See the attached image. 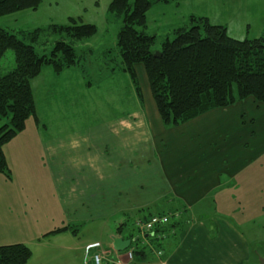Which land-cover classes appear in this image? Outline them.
I'll list each match as a JSON object with an SVG mask.
<instances>
[{
	"label": "crops",
	"instance_id": "0c3cea01",
	"mask_svg": "<svg viewBox=\"0 0 264 264\" xmlns=\"http://www.w3.org/2000/svg\"><path fill=\"white\" fill-rule=\"evenodd\" d=\"M135 71L143 101L135 87L123 90L117 112L38 137L42 151L37 160L29 156L17 169L5 151L12 141L5 145L9 172L0 178V246L29 247V264H86L92 256L89 246L101 244L83 232L90 226L111 236L109 244H101L108 252L103 264H257L254 245L239 225L223 215L206 221L197 214L226 198L233 186L238 192L252 190L245 184L247 174L256 173L252 188L257 185L260 172L252 166L264 158V103L247 98L168 129L145 67L138 64ZM83 84L90 87L61 90L66 101L82 105L88 102L87 91L92 106L103 107L106 90ZM174 212H180L181 219L172 226L145 237L138 233L144 255L135 254L133 244L114 252V237L135 236L124 229L128 220L137 224L151 214Z\"/></svg>",
	"mask_w": 264,
	"mask_h": 264
},
{
	"label": "trees",
	"instance_id": "16d2710c",
	"mask_svg": "<svg viewBox=\"0 0 264 264\" xmlns=\"http://www.w3.org/2000/svg\"><path fill=\"white\" fill-rule=\"evenodd\" d=\"M160 3H169V0H135L133 7L129 0H114L109 13L123 21L117 39L121 70L130 76L137 96L143 101L135 66L145 67L166 128L179 127L247 98L264 103V31L258 39L239 41L229 37L225 26L214 25L208 18L192 17L191 26L175 30L174 40H167L160 56L155 57L156 39L147 32L146 17ZM40 4L41 0H0V18L37 10ZM44 32L35 30L16 36L0 27V61L9 50L15 57V67L0 75L2 174L9 172L4 146L25 130L30 117L38 122L32 81L46 66H53L57 72L77 67L80 58L76 47L95 37L97 28L70 19L68 25H55ZM48 35L57 39L50 54L41 55L37 47L45 52L50 45ZM141 242V238L135 242L136 249H142L135 254L144 255ZM31 258V249L23 244L0 246V264H29Z\"/></svg>",
	"mask_w": 264,
	"mask_h": 264
},
{
	"label": "rangeland",
	"instance_id": "374dc122",
	"mask_svg": "<svg viewBox=\"0 0 264 264\" xmlns=\"http://www.w3.org/2000/svg\"><path fill=\"white\" fill-rule=\"evenodd\" d=\"M113 1L41 0L37 10H24L0 18V27L16 36L35 30L49 31L50 27L55 25L65 26L69 24L70 19L97 28V35L91 38L86 46L80 44L76 47L80 58L77 67L57 72L53 66H46L39 77L32 81L36 114L42 122L39 123L35 117H30L25 130L5 148L13 168L22 167L23 159L27 161L31 158L29 156L33 155V159L37 160V156L42 151L38 137L45 138L53 133H63L74 125H79L80 122L87 123L88 120L98 122L101 117L103 118V114L104 117L110 116L113 112H117L116 105L123 104V90L133 89L130 76L121 70L122 59L117 39L123 21L109 13ZM178 1L169 0V3L157 4L147 13V32L156 39L154 52L161 51L167 40H174L175 30L190 27L192 17H209L212 24L228 25L229 37L239 41L258 39L263 34L264 0H187L183 3ZM129 2L133 7L135 0ZM48 38L51 36L48 35ZM56 39L55 36L50 39V45L46 46L45 52L40 47H37V51L41 55L50 54ZM14 67V53L9 50L0 61V75L11 71ZM113 73L115 76L109 77ZM75 81L77 85L72 87ZM83 81L95 85L94 90H106L103 107H93L91 95L87 91L88 102L82 105L76 106L66 101V93L63 96L61 90H87L86 88L90 86H85ZM108 92L111 96H108ZM99 94H102V91ZM63 100L64 103L59 105ZM43 124H46L47 128ZM21 150L26 151V156L21 155ZM35 163L37 167L40 166L36 161ZM252 168L260 172L257 175V185L255 183L253 188V178L256 173L245 176L248 179L245 181L246 187L252 190L238 192L233 186L226 198L213 201L208 205L207 212L197 215L209 221L212 215L219 214L239 225L253 243V257L257 264H260L262 260L264 261V158ZM36 174L39 175L40 172L37 171ZM6 175L0 173L1 180H4ZM13 179L14 182L18 181L15 171ZM0 191H3L1 187ZM212 200L214 198L206 201L199 209ZM135 223L131 219L128 220L124 229L127 230L128 227V231L131 230L135 236H139ZM83 232L88 233L91 241L101 243L103 246L111 242V236L107 231L87 226ZM133 247L137 248L135 243ZM137 252L141 253L142 249ZM86 264H92V261L87 259Z\"/></svg>",
	"mask_w": 264,
	"mask_h": 264
},
{
	"label": "built area",
	"instance_id": "2783aa9c",
	"mask_svg": "<svg viewBox=\"0 0 264 264\" xmlns=\"http://www.w3.org/2000/svg\"><path fill=\"white\" fill-rule=\"evenodd\" d=\"M179 214H170V215H160L153 214L149 218L148 221L142 222L139 221L137 223V227L142 234L152 233L159 227H168L172 220H179ZM93 250L95 253L93 254V262L94 264H101L102 259L104 257L103 252L100 253L101 246L99 244L93 245L89 248ZM132 252L129 253L130 259H132Z\"/></svg>",
	"mask_w": 264,
	"mask_h": 264
},
{
	"label": "water",
	"instance_id": "95a60500",
	"mask_svg": "<svg viewBox=\"0 0 264 264\" xmlns=\"http://www.w3.org/2000/svg\"><path fill=\"white\" fill-rule=\"evenodd\" d=\"M160 54H161V52L157 51V52H155L154 56L155 57H159ZM139 239H140V237H137V238H135L133 240H124L122 238L114 237L112 239V241H113V249L116 252H124V251L128 250L131 247V245L133 243L137 242ZM260 264H264V261L262 260Z\"/></svg>",
	"mask_w": 264,
	"mask_h": 264
}]
</instances>
